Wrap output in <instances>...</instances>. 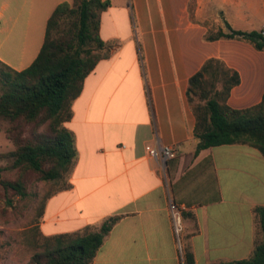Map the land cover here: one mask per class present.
I'll return each instance as SVG.
<instances>
[{
    "label": "crops",
    "instance_id": "crops-1",
    "mask_svg": "<svg viewBox=\"0 0 264 264\" xmlns=\"http://www.w3.org/2000/svg\"><path fill=\"white\" fill-rule=\"evenodd\" d=\"M66 0H0V59L17 70L38 18L46 24ZM72 1V0H71ZM70 1V2H71ZM30 2L29 6L27 4ZM264 0H110L100 35L112 42L72 103L65 125L77 156L48 197L40 223L44 235L98 230L120 215L92 264H212L253 253L264 205V156L254 146L221 144L195 153L196 117L187 97L190 77L211 57L241 77L228 104L244 108L264 94V50L238 38L207 40L208 31L261 30L255 18ZM257 16V17H256ZM43 37V40H44ZM11 41L10 45H6ZM43 43V41H42ZM177 148L166 163L149 149ZM183 207L180 243L169 201Z\"/></svg>",
    "mask_w": 264,
    "mask_h": 264
},
{
    "label": "trees",
    "instance_id": "trees-1",
    "mask_svg": "<svg viewBox=\"0 0 264 264\" xmlns=\"http://www.w3.org/2000/svg\"><path fill=\"white\" fill-rule=\"evenodd\" d=\"M110 0H72L59 3L46 24L42 46L30 65L22 70L0 59V118L8 121L6 138L14 144L0 158H12L15 178H3L5 194L25 198L29 195V176L35 180L56 181L71 171L77 150L73 132L65 125L72 116V103L83 89L85 78L99 60L110 56L112 42L100 35L101 14ZM208 31L207 40L238 38L264 50L260 30L234 29ZM241 77L221 58H208L189 79L187 97L196 117L195 153L221 144L243 143L256 147L264 156V94L260 102L244 108L228 104V98ZM42 127V130L39 128ZM64 184L61 188H66ZM48 193L42 204L43 215ZM11 202V199L7 200ZM254 211L258 232L253 253L244 258L212 264H264V205ZM121 218L107 217L98 230L90 227L75 232L33 234L36 251L30 264H92L105 236ZM260 235V236H259ZM189 264L193 254L187 252Z\"/></svg>",
    "mask_w": 264,
    "mask_h": 264
},
{
    "label": "rangeland",
    "instance_id": "rangeland-1",
    "mask_svg": "<svg viewBox=\"0 0 264 264\" xmlns=\"http://www.w3.org/2000/svg\"><path fill=\"white\" fill-rule=\"evenodd\" d=\"M71 1V0H66ZM30 2L27 4L29 6ZM257 17V16H256ZM264 21V14L255 18V24L261 26ZM45 31V23L39 18L32 23L30 36L25 40L16 41L14 51L20 52L22 45L25 47V54L22 59L23 64L31 62L34 55L42 44ZM8 41L6 45H10ZM9 123L0 118V153L7 154L14 149V144L6 138L5 129ZM42 130V127L39 128ZM12 158H0V167H3V178L13 179L17 175V169L12 167ZM29 195L21 198L12 194L9 190L5 194L0 185V264H30V259L36 251V246L32 241L33 234L41 239L39 232L34 229L40 226L42 216L40 215L45 196L57 190L63 184V180L39 181L35 180L34 175L29 176ZM11 199V202L7 200ZM258 225V221H257ZM259 229V228H258ZM260 232V231H258ZM260 236V235H259Z\"/></svg>",
    "mask_w": 264,
    "mask_h": 264
},
{
    "label": "built area",
    "instance_id": "built-area-1",
    "mask_svg": "<svg viewBox=\"0 0 264 264\" xmlns=\"http://www.w3.org/2000/svg\"><path fill=\"white\" fill-rule=\"evenodd\" d=\"M264 34V24L260 30ZM149 154L156 156L159 159L161 169L165 172L166 163L169 159L176 157L177 148L172 145H166L159 143L158 145L149 149ZM169 211L171 213L173 229L177 236V240L180 243V235L183 230V207L177 204L173 199L168 204Z\"/></svg>",
    "mask_w": 264,
    "mask_h": 264
}]
</instances>
